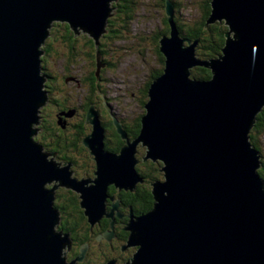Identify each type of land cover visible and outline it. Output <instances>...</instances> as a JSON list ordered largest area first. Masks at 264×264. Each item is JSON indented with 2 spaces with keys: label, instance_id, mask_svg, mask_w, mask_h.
Returning a JSON list of instances; mask_svg holds the SVG:
<instances>
[{
  "label": "water",
  "instance_id": "95a60500",
  "mask_svg": "<svg viewBox=\"0 0 264 264\" xmlns=\"http://www.w3.org/2000/svg\"><path fill=\"white\" fill-rule=\"evenodd\" d=\"M109 2L0 0V264L84 262L89 245L71 262L66 256L72 239L56 230V191H75L91 228L106 218L114 231L121 215L108 212V189L133 191L144 182L136 171L140 144L144 162L162 164L164 180L151 183L153 209L129 216L120 250L136 251L124 264H264L263 165L250 142L264 106V0H212L207 24L224 22L229 31L222 54L202 61L198 41L182 37L167 1L170 36L159 41L165 67L148 91L139 137L130 142L115 123L127 144L106 151L90 107L92 132L83 144L96 163L94 179H72L71 165L49 161L33 139L38 109L49 101L41 65L50 30L67 23L98 47L113 13ZM195 67L212 78H193ZM102 237L111 243L115 233Z\"/></svg>",
  "mask_w": 264,
  "mask_h": 264
},
{
  "label": "rangeland",
  "instance_id": "374dc122",
  "mask_svg": "<svg viewBox=\"0 0 264 264\" xmlns=\"http://www.w3.org/2000/svg\"><path fill=\"white\" fill-rule=\"evenodd\" d=\"M175 1L181 4L179 11L175 10L176 6L174 5V12L176 11L175 16H178L181 21L194 23L199 18L198 3L200 0ZM141 2L140 8L136 11V17L131 21L132 31L125 32L122 30L121 35L123 38L119 40L117 38H112L111 40H101V37L98 41L101 47L98 50L95 49V52L92 54L91 49L86 45L89 40H92L91 36L87 34L75 35L73 30H71L72 37L76 42L74 46L75 54L72 55L68 49L69 41L62 36V31L57 30L55 27L50 30V35L45 42L51 44V54H49V57L47 56L45 60L47 70L49 73H52L54 78V80L51 79L48 82L51 84L50 98L53 100H59L71 110L79 109L82 105H86L87 102L89 104L90 102L97 111V106L95 105L96 95H93L88 83V77L90 73L93 72L91 61L94 56V58H97V61L99 59L97 65L100 64V67L97 69V73L102 76L103 81L105 80L104 87L99 94L102 98H104L102 101L106 102V108L110 115L115 119H118L115 116V114H117L122 120L132 122L142 114L143 109H141L140 105V97L142 96L140 89L142 90L143 86H145L146 82L149 80L148 77L151 74L157 73V71L162 69V61L157 55L155 40L157 34L162 32L165 28L164 18L166 15L164 10L160 7V0H141ZM114 4L115 0H110L108 6L113 13L109 16V18L113 19L114 26H117L119 25L117 21L119 15L117 7ZM111 35L109 36L113 37ZM105 43H107V46H104ZM45 45L42 47L43 49L45 48ZM195 49L198 59L200 61L204 60L199 54H197L198 47ZM45 56L46 55L44 54L42 57L45 58ZM103 59L110 64L106 66L101 64ZM200 68L206 69L203 67H195L194 69ZM38 112L40 123L34 125V129L38 131L33 137L35 141L50 145L53 138L48 137L47 134L50 135V133L42 129L47 125L56 129L59 124L66 126V135L72 139V141L77 140V138L74 137L76 129L71 128V125H77V121L74 116H69L71 111L65 113V116H62L60 115L58 109L50 101V103L40 106ZM42 117L44 118L43 120L45 123H42ZM115 123H117V120H115ZM83 129L86 131L84 134L89 136L91 134L90 130H92V125L87 123ZM132 141L133 139L130 140V142ZM258 142L260 145H258L259 151H257L259 154H262L261 157L264 164V132L261 136H259ZM139 147L141 149H145L142 144H140ZM86 149L85 154L88 156V159L85 160V156L83 154H77V159H74V161L77 160L78 165H74V162L72 164H68L66 161L61 162L62 160L60 161L56 158L53 154L54 152H52L48 147L45 152L49 154V156H47L48 160L57 162L61 168L71 165L72 167L70 166V172H72V174L70 177L72 179L79 177L80 181H83L87 179H94V173L96 171L95 160L91 159L89 149ZM87 162L88 164L86 169L85 163ZM261 172L264 177V169ZM160 173L163 175L162 171H160ZM162 180H164L163 176ZM69 192L75 193L73 190L59 188L56 191V194L58 193L63 196L68 195ZM77 195L80 198V195ZM116 204L117 200L111 202V206L108 207V212H114L115 215H125L123 211H115ZM60 219L62 220L63 216H60ZM109 220L111 221V219ZM120 222L122 223V218L120 221L118 220V223L116 224V231L118 235L122 234L121 227L119 226ZM126 223L128 224L129 221ZM59 227L60 223L57 224L56 230H58ZM116 231L108 229L104 233H115ZM100 235H102L101 232H94L89 264H108L111 261L107 260V256L110 254L109 251L104 249V243L107 242V240L105 238L99 240L98 238ZM127 241L128 239L125 241L123 240V243H116L115 239H112V242L115 243L114 248H116L114 255L120 259L128 257V250L136 249V247H127L125 248L126 251L125 249L121 251L120 247L127 246ZM73 247H76L75 243L73 244ZM72 252L73 250H71V252L68 250L66 252V256L71 257ZM80 255L81 252H79L77 256L71 257L70 262ZM132 256L133 255L128 257V260ZM128 260H126V262ZM76 264H86V262H77Z\"/></svg>",
  "mask_w": 264,
  "mask_h": 264
},
{
  "label": "trees",
  "instance_id": "16d2710c",
  "mask_svg": "<svg viewBox=\"0 0 264 264\" xmlns=\"http://www.w3.org/2000/svg\"><path fill=\"white\" fill-rule=\"evenodd\" d=\"M168 0H160L161 4L160 7L165 12V18H164V30L162 32H159L156 36L155 40V48L157 55L161 59L162 63V69L157 71V73L151 74L148 77V81L146 82L145 86H143L142 90L140 89L141 96L140 97V105L141 109H143L142 114L135 119L132 122H127L126 120H122L120 116L115 114L116 118L112 117L110 113L108 112L106 108V102H103L102 96H100V92L102 91L104 87V82L102 76L97 73L98 69V61L97 58L94 56L92 57L91 66L93 68V72L90 73L88 77V83L90 85L91 91L93 92V95H96L95 99V105L97 106V112L98 116L101 119V123L103 126V129L105 131V150L112 153H119L121 149L126 146V141L122 139L121 135L118 133V129L115 125V120H117V123L121 124L122 130L126 133L129 140L136 139L139 137L142 129V123L141 119L146 113L145 111V105L148 102V91L150 89V86L154 79L158 78L162 75L164 67H165V58L160 52V39L163 36H170V25L168 22V15L166 13V5ZM171 1L175 6V10L179 11L181 4L177 3L175 0H169ZM211 1L212 0H200L199 1V18L194 23H187L184 21H181L178 16L174 17V22L176 23L177 27L179 28V31L182 35V37L190 40L192 43L195 41H198V50L197 54L201 56L204 60L209 59H215L218 58L222 54V49L225 47L226 43V33L228 32V27L224 24V22H216L214 24H207V21L211 15L212 7H211ZM141 0H120L119 3H115L114 5L117 7L118 11V24L117 26H114L113 19H108V24L106 27V33L102 36L101 40H111L112 38H117L118 40L123 38L122 37V30L125 32L132 31L131 27V21L133 18L136 17L137 10L140 8ZM175 11V12H176ZM184 22V23H183ZM57 30H61L63 35L66 39L69 41L68 49L70 50L71 54L74 55L75 50V40L72 37V32L70 25L67 23H56L53 25ZM112 34V35H111ZM120 34V36H119ZM109 35L113 36L110 37ZM86 45L91 49V54L95 52V49L98 50L101 46H96L95 41L89 40ZM187 45V43H185ZM104 46H107V43L104 44ZM51 44L46 43L44 51H45V58L42 57V68L45 78L47 79V82L45 84V90L48 93L49 100L51 103L57 108L60 112V115L65 116V113L73 111L71 109H68L66 105L59 100H53L50 98V90H51V84L48 83L51 79L54 80L52 73H49L47 70L46 65V57H49V54H51ZM113 47V46H112ZM115 49V48H114ZM101 53V52H100ZM44 56V55H43ZM44 58V59H43ZM101 64L109 65L110 63L103 59L101 61ZM192 77L196 79H201L208 81L212 78V73L208 69H194L192 71ZM90 103V102H89ZM92 105L88 102L85 105V113H79V115L82 114L80 119L77 121V125L80 127H84L87 124V115L90 110V107ZM256 123L251 130L250 133V142L253 147H255L259 151L258 145V138L263 134L264 132V108L262 112L257 116ZM50 135L52 133L54 134L53 139L51 140L50 145L43 144L38 142L40 145H46L49 146V148L52 151L58 150L55 147V144L57 146H60L63 150L68 147L65 153L62 154L63 157L68 158L70 161L74 160L76 155L68 153V151H73V153L83 154L85 156V160L88 159V156L85 154V151L87 150L85 145L83 144V140L86 138L87 135L83 134L85 131H82L80 136L76 137V141H72L67 135L65 129L58 126V128L51 130H47ZM92 130H90V133ZM46 137V136H45ZM47 138V137H46ZM258 142V144H257ZM59 143V144H58ZM115 148V149H112ZM260 155H262L260 153ZM145 156V149H141L138 147V155L137 160L139 161V164L136 166V171L140 177L143 178L144 182L137 185V187L133 191H125V190H119L114 185L109 187V196L112 197L115 200L119 201V211H123L125 213V219H122V225L124 226L126 222L129 221V214L139 217L144 214L149 213L153 207H154V198L152 195V187L151 183L157 180H162V174L160 173V169L162 168L161 163H154L153 161H147L144 162L143 158ZM261 162L263 164V159L261 157ZM72 163V162H71ZM88 162L85 163L87 166ZM96 169V167H95ZM264 168L262 167V170ZM261 169L259 170V175L264 180V177L262 175ZM79 180V178H77ZM57 200L55 201V205L58 211L61 212V216H63V219L61 220L60 227L58 231H62L63 233H70L71 238H73L74 243L76 244V247H73V252L71 253V257L77 256V254L80 252V249L84 247V245H89L90 248H92V239L94 237V232H102L104 233L106 230L110 229V220L109 219H103L100 221L99 224H97L94 228H91L90 224L87 221V218L84 215V210L81 208L80 199L77 194L69 192L68 195H61L56 194ZM109 200L108 201V207L111 206V202H114ZM109 210V208H108ZM122 213V212H121ZM118 223V218H116ZM120 221V220H119ZM121 223V222H120ZM129 237V233L123 234V240H127ZM136 249L128 250L127 254L128 257L134 254ZM71 257H68V260L71 259ZM128 257L125 258L123 261V264L128 260Z\"/></svg>",
  "mask_w": 264,
  "mask_h": 264
},
{
  "label": "flooded vegetation",
  "instance_id": "af4514ba",
  "mask_svg": "<svg viewBox=\"0 0 264 264\" xmlns=\"http://www.w3.org/2000/svg\"><path fill=\"white\" fill-rule=\"evenodd\" d=\"M119 1L120 0H115V3H119ZM74 79V78H73ZM82 82H83V80H82ZM80 83H81V81H80ZM48 103H50V100L48 101ZM89 104H92V103H89ZM88 104V105H89ZM107 107V106H106ZM57 109H58V107H57ZM79 113H85V105H82L79 109H76V110H73V111H71L70 112V114H69V116H74L75 117V119H76V121H78L79 119H80V117L82 116V114L81 115H79ZM44 118L42 117V123H45V121L43 120ZM84 125L85 124H83V127H80L79 125H71V128H74V129H76V133H75V135H74V137L76 138V137H78V136H80V134H82L81 132L82 131H85L83 128H84ZM59 127H60V124H59ZM61 127L63 128V129H65L66 128V126L65 125H61ZM48 129H53L52 128V126H49V125H47L45 128H43L42 130H44V131H47ZM54 130V129H53ZM86 132V131H85ZM84 132V133H85ZM83 133V134H84ZM47 136L48 137H51V138H53V136H54V134L52 133V135H48L47 134ZM57 144V143H56ZM55 144V147L58 149V150H56V151H52V152H54L53 154H54V156L56 157V158H58L61 162H65L66 161V163H68V164H72L73 162H74V165H78L77 163V160L76 161H74V160H72V161H70L68 158H66V157H63L62 156V154L63 153H65L66 152V150L68 149V147H66V149L65 150H63L62 148H60V146H57ZM59 144V143H58ZM47 147L49 148V146H44L43 145V149H44V151H46V149H47ZM112 149H115V148H112ZM68 153H70L71 155L72 154H74V155H76V157H75V159H77V154L78 153H73V151H68ZM112 153V152H111ZM50 156H51V154H50ZM60 161H59V163H60ZM72 162V163H71ZM72 167V166H71ZM85 168L87 169V166L85 165ZM77 177V176H76ZM77 178H79V177H77ZM137 187V186H136ZM117 202H119V201H117ZM120 208H118V210H119ZM60 212V211H59ZM60 214H61V212H60ZM121 215V214H120ZM129 215H131V214H129ZM61 216V215H60ZM123 217H125L124 215H121V217L120 218H118L119 220L122 218V219H124ZM106 219V218H105ZM117 220V219H116ZM115 220V225H114V230L116 231L117 229H116V224H117V221ZM60 223H61V219H60ZM126 225H127V223L123 226L122 225V223H120L119 224V226L121 227V233L122 234H117V231L115 232V237L113 238V239H115V242L116 243H123V234L124 233H128L126 230H125V228H126ZM123 228V229H122ZM102 233V232H101ZM103 234L104 233H102V235H100L99 236V240H101L103 237ZM71 236V235H70ZM72 239V247H73V244H74V240H73V238H71ZM125 241V240H124ZM115 247V243L114 242H112L111 241V243H109L108 241L107 242H105L104 243V249L106 250V251H109V255L107 256L108 257V261H110V260H113V262H114V264H123V261L125 260L124 258L122 259H120L119 257H117V256H115L114 255V252H115V250H116V248H114ZM90 251H91V248L89 247V250H88V253H87V256H86V259H85V262H86V264H89V260H90V256H91V254H90ZM125 251H126V249H125ZM104 252V251H103ZM108 261H106V262H108Z\"/></svg>",
  "mask_w": 264,
  "mask_h": 264
},
{
  "label": "bare ground",
  "instance_id": "6f19581e",
  "mask_svg": "<svg viewBox=\"0 0 264 264\" xmlns=\"http://www.w3.org/2000/svg\"><path fill=\"white\" fill-rule=\"evenodd\" d=\"M118 96V95H117ZM146 111V110H145ZM162 173H163V171H162Z\"/></svg>",
  "mask_w": 264,
  "mask_h": 264
}]
</instances>
